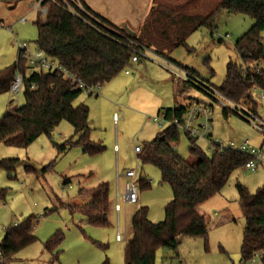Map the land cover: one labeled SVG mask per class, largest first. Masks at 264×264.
<instances>
[{
	"label": "trees",
	"instance_id": "obj_1",
	"mask_svg": "<svg viewBox=\"0 0 264 264\" xmlns=\"http://www.w3.org/2000/svg\"><path fill=\"white\" fill-rule=\"evenodd\" d=\"M9 1L0 0L4 3ZM79 1L87 13L81 12L84 20L49 0H43L41 4L47 6V12L43 20L37 18L34 22L37 29L34 42L44 55L57 61L86 86H101L126 68L133 54L129 41L180 65L169 58V53L178 46H184L187 37L200 27L213 32L217 15L224 10L247 15L252 18L253 24L234 43L240 62L229 60L226 63L223 81L215 89L226 100L240 103L249 101L254 88H264V37L261 35L264 31V0H220L207 14L182 13L166 3L157 2L143 20L138 33L126 26L111 24L90 10L82 0ZM28 68L31 72L27 74ZM16 72L23 76L21 92L24 103L0 118V143L27 147L41 135L51 138L58 125L65 122L71 126L73 133L55 144L58 153L76 146L90 156L103 152L104 145L90 138L87 105L74 103L84 92L82 88L74 87L77 82L63 79L57 71L33 69L17 58L0 70V94L8 91ZM33 83L35 86L31 88ZM180 84L184 86L188 83L181 81ZM228 110L224 105L223 114L226 115ZM162 111L165 119L175 116L182 120L186 104L163 108L158 113ZM180 131L176 126H165L144 143L137 154L142 163L153 164L159 169L160 182L170 186L172 198L165 204L164 218L159 222L148 219L146 206L134 210L130 232L125 240V264H154L157 249L167 247L175 250L180 236L206 237L209 222L197 211V206L218 193L229 175L248 159L247 155L235 150L220 148L216 142L211 143L212 151L207 155L197 146V139L188 136L189 158H185L175 148ZM18 162V158L1 159L0 168L11 172ZM54 162L42 166L40 173L52 168ZM24 167L27 172L36 171L29 164ZM137 182L138 189L151 186L141 176ZM236 188L245 220L240 260H247L264 242V185L253 194L240 184ZM6 190L0 187V199L5 198ZM79 193L89 199L81 204H67L70 212L83 215L87 224L108 226V183L99 182L94 187L80 188ZM47 214L48 211L42 216ZM35 219L30 214L15 225L9 224L4 228L0 241V257L4 264H9L21 249L35 241L32 233ZM63 237V232L57 230L42 244L52 260L57 255L52 252ZM100 264H108L107 256ZM261 264H264V255Z\"/></svg>",
	"mask_w": 264,
	"mask_h": 264
},
{
	"label": "rangeland",
	"instance_id": "obj_2",
	"mask_svg": "<svg viewBox=\"0 0 264 264\" xmlns=\"http://www.w3.org/2000/svg\"><path fill=\"white\" fill-rule=\"evenodd\" d=\"M220 0H155V2L166 3L182 13H199L207 14L212 10ZM35 0H10L9 2H0V70L11 65L18 56L16 40L24 41L31 48L35 47V39L37 37V29L35 20L41 18L40 13L34 8ZM24 16L25 21H20ZM253 24L252 18L241 13H233L221 10L216 19L215 29L210 32L205 27H200L191 33L184 46L174 48L169 56L182 66L190 69L204 83H208L212 87L221 85L224 75L226 63L229 60L240 62V58L234 48L235 41ZM264 37V31L261 33ZM146 58L140 57L141 63L147 64V69L142 74V80L137 87L132 88L130 98H127V107L135 110L136 113H127L126 117H122L123 108L118 107L119 121L114 126L112 118L104 126H96L93 129V135L103 137L101 144L105 149L97 158L101 163L104 173H113L117 164L119 172L124 173L126 168L138 170L143 178L150 180V187L146 189H138V202L134 204H125L123 209V198L120 197L122 210L120 211L121 230L124 232V210L126 231L130 232V220L134 210L140 205H146L152 213L162 212L159 208V197L163 195L164 190L171 194V188L167 183L160 182L161 173L159 169L150 163H142L138 155L134 152L135 144L143 145L142 141H146L147 133L154 130H162L166 125L159 128L155 123L147 120L148 116H154L147 112L149 104L160 96L165 100L163 105H172L174 99L176 101L187 100L199 101L207 104L211 108V130L210 138L222 146H227L229 142L239 146L245 140L256 148H261L264 158V136L259 133L250 123H248L238 112H234L222 99H213L203 90L191 84L180 85L181 96L177 94V80L166 69L157 64V56L149 53ZM148 58V59H147ZM152 60V61H150ZM156 62V63H154ZM126 69L133 72L134 64L127 65ZM124 70L116 76L123 75ZM31 72L28 68L26 73ZM119 78V77H118ZM107 82L103 83V87ZM181 83V81H179ZM99 99L101 98V88L97 90ZM10 92L0 94V118L9 112L8 104L10 100ZM16 100V107L24 103L22 92L13 97ZM96 97L89 96L82 92L75 100V104L83 101L87 104ZM181 98V99H180ZM185 98V97H184ZM123 99V98H122ZM175 101V103H176ZM124 99L119 102L120 105ZM108 104V103H107ZM227 105L231 110L227 114H223V106ZM140 111H146L147 114H139ZM95 118L101 123L99 110L94 109ZM156 115V114H155ZM144 116V117H143ZM145 124V125H144ZM70 126V125H67ZM144 126V130L140 131ZM68 137V133L57 127L52 137L49 138V148L58 152L54 143H59V135ZM115 144L116 153L109 147ZM197 146L207 155H210L212 149L207 139L199 138L196 141ZM190 144L188 138L183 131H180V137L175 145L177 152L189 158ZM27 147L11 146L0 143V160L7 158H18L19 162L15 169L11 172L0 168V187L6 188L5 198L0 199V237H3L4 228L14 222L18 223L23 217L33 215L37 219L34 220L33 227L37 228L46 216L42 214L46 211L50 215L57 217L62 224L71 227L76 223L74 215L67 208H58V212H51L54 209L52 200H56L58 205L63 202L77 203V190L79 186L87 187L95 185L92 176L88 182L78 184L74 175L73 167L67 162L68 156L61 158L59 156L54 162L53 167L49 168L45 173H40L42 166L39 161L27 159ZM62 154V153H59ZM86 156V155H85ZM90 158V157H87ZM95 157H93L94 159ZM92 159V157H91ZM90 159V160H91ZM191 160L194 157H190ZM95 161V159H94ZM31 165L36 171L27 172L25 165ZM95 163H88L87 172L92 169L95 172L97 167ZM38 173V174H37ZM70 180L68 184L67 180ZM123 180H120V193H123ZM240 184L247 189L249 193H255L256 190L264 185V170L258 168L250 171L244 167L235 169L227 178L225 184L220 191L210 197L202 210L206 209L208 217V230L206 237L204 236H180L179 244L175 250L167 247H160L155 253L154 264H236L240 260V245L245 220L242 215L240 204L238 202L236 185ZM144 194V202L140 200V195ZM165 195V194H164ZM163 197V196H162ZM4 204V205H3ZM229 214H226V207ZM225 207V208H224ZM228 211V210H227ZM216 212L217 215L213 216ZM55 213V214H52ZM48 215V216H50ZM47 216V217H48ZM53 217V218H54ZM115 216L113 214L112 223L109 226L101 227L103 233V242L106 246H99L98 243L92 244L94 248L105 254L108 258V264H125L124 249L125 240L117 242L115 240L116 226L114 225ZM99 229V230H100ZM102 238V237H101ZM38 246V247H37ZM38 243H33L20 250L9 264H58L50 255L39 247ZM61 247V245H60ZM91 247V246H90ZM89 247V248H90ZM81 247H70L66 256L72 254L75 249ZM89 251V249H87ZM92 251H89V253Z\"/></svg>",
	"mask_w": 264,
	"mask_h": 264
},
{
	"label": "crops",
	"instance_id": "obj_3",
	"mask_svg": "<svg viewBox=\"0 0 264 264\" xmlns=\"http://www.w3.org/2000/svg\"><path fill=\"white\" fill-rule=\"evenodd\" d=\"M82 1L85 3V5L90 10H92L93 12H95L96 14H98L99 16L104 18L106 21L110 22L111 24H113L115 26H126V27L130 28V30L135 32V33H138L139 28H140L141 24L143 23V20L145 19V17L148 15L151 8L156 3L155 0H82ZM149 53L155 55V53L151 50L146 51L145 55L149 54ZM145 55L139 56L137 62H131L129 60L128 65L134 64L133 72H131L130 70L125 68L123 71L124 72L123 75L113 76L111 79L106 81L107 83L103 87H101L103 85L102 84L100 86L101 94H102L100 99H99L100 95L98 96V93H97L94 96L96 98L94 100H91L90 102H87V104L84 103L83 101H81L82 103L87 105V107L89 109L88 125L90 128V138L93 141L99 142V143L102 142L101 140L104 139V136L103 137H101V136L97 137L96 135H93L92 130L95 129L97 125L98 126L100 125V127L104 126V124L108 123V121H110L111 118L113 121V115L118 114L117 112H118L119 106H121L123 108V113H122L123 118L126 117L127 113H130V112L136 113L135 110L131 109L130 107H127L126 104L128 103L127 98H130V93H131L132 88H135V86L137 87L138 83L141 82L142 74L147 69V64L141 63V59H140V57L146 58ZM155 56H157V55H155ZM157 57H158L157 58V60H158L157 64L159 66L163 67V65L161 63V59L159 58L161 56H157ZM161 58L166 59L165 57H161ZM169 58H170V56H169ZM150 61H152V60H150ZM154 63H156V62H154ZM163 68L166 69L165 67H163ZM177 85H178L177 86L178 89L176 92V96L174 93L173 98L178 97L177 94H179L180 96L182 94L181 88H180L181 84L179 82H177ZM184 97H183L184 101L178 102V101H176V98H175L174 103L172 105H163L165 100L158 95L149 104V108H148L147 112L150 114H154V113L157 114L160 109L173 108V107H176L178 105L187 104L188 103V101H186L187 98L185 95H184ZM122 98L124 99V102L122 103V105H120L119 102L123 100ZM175 101H176V103H175ZM94 109H95V112H96V109L99 110V115L101 117V123L100 124L98 123V121L95 118ZM145 112L146 111H140L139 114L140 113L143 115L147 114ZM151 117L152 116H148L147 120L151 121V119H150ZM118 121H119V118L116 122L113 121L114 126L117 125ZM67 125L68 124L65 122H61L58 125V127L60 129L66 131L69 134L68 137L62 136L63 131L60 130L61 134L59 135V143H61L63 140L72 136L73 129L71 128V126H67ZM144 129H145L144 126H142L140 131H143ZM158 132H159V130H154V132L147 133V136L145 137L146 141H142L143 142L142 144L150 141L152 138H154L156 136V134ZM54 144H56V143H54ZM263 144H264V142H263ZM135 146L141 147L142 145L135 144ZM109 147H111V150L113 149V151L116 153L117 148H116L115 144L114 145L110 144ZM27 151H28L27 159L37 160L40 162V164H45L47 161L52 162L53 160L56 162V159L59 156H63L61 158L68 156L67 162H70L69 165H71L73 167L72 170L75 172L74 175L76 176V181L78 182V184H82V182H88V180H90L91 176L93 178L92 180H95L94 181L95 185H97L99 182H107L108 183V196H109V202H110L108 226L111 225V223H112L113 214L115 216L114 225L116 226V214H115L114 209H113V204H114L116 196H118L119 200H120V197L124 198L123 197V193H124L123 186H124V182H125L123 172H121V174H120L119 169L117 168V164L115 167V171H113V173L106 174L103 172L102 168H100V167H102V165H101V163H99V160H98L99 158H97V156H99V154H101L102 152L99 154L90 156V155H87L86 153L82 152L80 147L76 146V147L69 148L68 150H66L62 154H59L57 151L51 150L49 148V139L44 135L39 136L31 144H29L27 146ZM136 154H138V153H136ZM87 157H90V158H87ZM91 157H92V159H91ZM93 157H95L94 158L95 161H94ZM89 162L95 163L94 165L97 167V169H95V172L92 169H90L88 172L86 171L90 166V165H88ZM126 169H129V168H126ZM135 171L137 174V178L139 176H141L140 172H138V170H135ZM121 178L123 180V183H122L123 193L122 194L120 193V188H119V186H120L119 183H120ZM145 179H147V178H145ZM147 180L150 182L149 179H147ZM68 182H70L69 179L66 181V183L68 184ZM95 185L90 186V187H94ZM90 187H87L84 185L79 186V188L77 190L78 201H77V203H74V204H81V203H85L88 201L89 198L87 196H85L84 194L79 193V189L80 188H90ZM171 198H172V191L170 194L164 190V193H163V195H161L159 197V202H158L159 208H161L162 212L154 214L147 207V217L151 222H159V221L163 220V218H164V206ZM140 200H141V202L142 201L144 202V200H145L144 194L140 195ZM52 202H53V206H54L53 208L55 210L52 209L54 211H51V212H55V211L58 212L57 209L60 207L67 209L68 208L67 204H72V203H68V202L67 203L63 202V205H58L56 203V200H52ZM137 202H138V194H137ZM204 203H206V202L204 201L197 206V211L200 214L204 215L208 219V217H210L211 215L207 216L206 209H204V211H203L201 208V207H205V206H201V205H204ZM140 206H146V205H140ZM124 207H125V204H124V200H123V209H124ZM225 207H226V214L228 213V216H230L229 209L227 208V206H225ZM50 214L48 212V215H50ZM52 214H55V213H52ZM74 215H77V218H75L76 223L71 227H67V225H65V224L63 225L62 222L57 217H54V215H50L48 217L46 216L44 218V220L41 221L40 225L37 226V228L35 227V229H34V227H33L32 233L35 236V241L32 242L31 244L36 242L39 245H41L39 247H41L42 250H44L42 244L52 234H54L55 231L61 230L63 232V236H64L63 240L57 246V248H55L52 252V254L57 253L55 261L58 264H100L106 255L102 254V252H100L96 248H94V246H92V244L98 243L99 246H101V245H103L104 247L106 246L103 242H101V241H103V238H104L103 233L101 232L102 230L100 229L101 227L87 224L85 217L79 213H75ZM215 215H217L216 212L213 213V216H215ZM123 219H124V230H125L124 232L121 230L120 213H119V215H118L119 228H120V231L124 234V236H122L121 240L115 239L117 242L122 241L123 238L125 240L126 237L129 235L128 232L126 231L127 227L125 224V210H124V218ZM1 239H2V237H0V241H1ZM31 244H29V245H31ZM60 245H61V247H60ZM70 247H72V248L81 247V248L75 249L72 254L66 256L67 251L70 249ZM87 249H89V251H92V254H91V252L89 253V251H87ZM50 258H51V255H50Z\"/></svg>",
	"mask_w": 264,
	"mask_h": 264
},
{
	"label": "built area",
	"instance_id": "obj_4",
	"mask_svg": "<svg viewBox=\"0 0 264 264\" xmlns=\"http://www.w3.org/2000/svg\"><path fill=\"white\" fill-rule=\"evenodd\" d=\"M43 0L36 1L34 4V8L38 10L41 15V18L44 19L47 6L42 5L41 2ZM58 6H60L66 12L72 14L73 16L84 20L81 16V12L87 14L84 10L81 2L79 0H49ZM26 19L24 16L20 18V21L24 22ZM129 46L131 51L133 52L130 57L131 62H137L139 56L145 55L146 51H149L147 48L141 47L136 44L134 41H129ZM16 45L18 49L17 58L22 59L27 65L31 66L33 69L44 70V71H57L61 74L62 78L65 80H70L72 83L77 82L74 87L82 88L83 91L90 96H95L98 92L96 91L98 84L86 86L81 81H79L73 74H71L65 67L60 65L54 59L47 57L43 54V52L34 47L31 48L27 42L16 40ZM156 55V54H155ZM158 56V55H157ZM161 59L162 65L175 77L177 82L184 81L188 84L198 87L203 90L205 93L210 95L213 99H222L230 104L232 110L234 112H238L248 123H250L259 133L264 136V88H254L251 90L249 95V101L233 103L231 101L226 100L216 89L215 87L210 86L208 83H204L201 79H199L195 74L191 73L189 70L184 67L168 60ZM263 66V63H259ZM259 71V68L256 70ZM22 83L23 76L21 73L16 72L10 85L8 91L10 92V100L8 104L9 112H12L16 108V100L13 98L15 95H18L22 91ZM35 84H31V88H34ZM227 106V105H225ZM228 107V106H227ZM230 109V107H228ZM231 110V109H230ZM211 108L205 103L191 100L186 104V111L182 118V120L178 117H172L170 119H165L164 112H160L150 119L154 122L159 128L164 125H173L180 128L186 136L192 138H202L207 139L211 143L216 141L210 138V130H211ZM118 115H113V121L116 122L118 120ZM218 143V142H216ZM220 148H229L231 150H235L239 153L245 154L248 156V159L243 163L242 167L247 170L255 171L258 168H262L264 170V158L261 148H256L251 145L248 140H245L239 146L229 142L227 146H222L220 143ZM140 151V146H134V152L138 153ZM123 176L125 178L124 182V193L123 200L124 204H134L137 202V194H138V182H137V174L133 169H127L124 171ZM113 209L116 214V233L115 239L121 240L124 234L120 231L118 215L122 210V204L118 196H116ZM16 222L12 223L15 225ZM264 255V242L262 247L255 250L253 254L247 260H239L236 264H261V258ZM0 264H4V261L0 257Z\"/></svg>",
	"mask_w": 264,
	"mask_h": 264
}]
</instances>
